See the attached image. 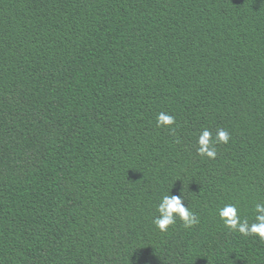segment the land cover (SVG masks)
Instances as JSON below:
<instances>
[{
    "label": "trees",
    "instance_id": "16d2710c",
    "mask_svg": "<svg viewBox=\"0 0 264 264\" xmlns=\"http://www.w3.org/2000/svg\"><path fill=\"white\" fill-rule=\"evenodd\" d=\"M258 202L264 0H0V264H264Z\"/></svg>",
    "mask_w": 264,
    "mask_h": 264
},
{
    "label": "clouds",
    "instance_id": "9594fccd",
    "mask_svg": "<svg viewBox=\"0 0 264 264\" xmlns=\"http://www.w3.org/2000/svg\"><path fill=\"white\" fill-rule=\"evenodd\" d=\"M174 123V117L164 113L157 115V125H171ZM211 133L204 130L198 139L199 147L198 154L206 155L207 157H215L214 147L210 145ZM217 140L222 143H227L229 133L226 130H218ZM181 194L167 195L161 197L160 202L156 206V215L153 219V224L161 232L167 231L170 225L176 223L177 217L183 222L185 228L191 227L198 223L197 215L189 210L183 202ZM255 219L249 223L248 219H241L238 215V208L235 204H226L222 208L217 209L218 217L223 221L224 226L230 231L239 232L241 235H255L261 240H264V203H256L254 206Z\"/></svg>",
    "mask_w": 264,
    "mask_h": 264
}]
</instances>
